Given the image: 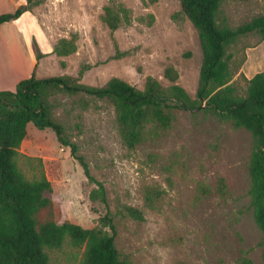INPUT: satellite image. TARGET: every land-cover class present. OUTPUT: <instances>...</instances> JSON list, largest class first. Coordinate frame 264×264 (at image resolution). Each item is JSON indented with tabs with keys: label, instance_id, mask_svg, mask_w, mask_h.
Wrapping results in <instances>:
<instances>
[{
	"label": "rangeland",
	"instance_id": "rangeland-1",
	"mask_svg": "<svg viewBox=\"0 0 264 264\" xmlns=\"http://www.w3.org/2000/svg\"><path fill=\"white\" fill-rule=\"evenodd\" d=\"M19 6L24 12L2 25L0 72L15 68L21 77L31 56L37 78L68 75L102 87L116 77L142 90L150 76L163 89L178 84L195 98L202 51L180 0H8L1 10ZM108 8L118 20L115 29L104 20ZM262 14L264 0H224L218 20L236 27ZM262 40L249 33L229 46L230 82L239 95L264 71V52L247 65ZM168 67L178 74L174 82L164 75ZM48 100L93 178L52 129L28 123L17 164L27 178L43 171L51 183L52 205L40 219L92 228L108 215L124 264L263 263L264 233L253 217L249 177L258 139L249 130L202 109H175L170 125L149 123L143 140L128 148L108 99L55 91ZM98 183L104 201L100 194L89 197ZM82 252L68 242L47 249L50 264H79Z\"/></svg>",
	"mask_w": 264,
	"mask_h": 264
},
{
	"label": "trees",
	"instance_id": "trees-1",
	"mask_svg": "<svg viewBox=\"0 0 264 264\" xmlns=\"http://www.w3.org/2000/svg\"><path fill=\"white\" fill-rule=\"evenodd\" d=\"M224 0H180L182 12L196 28L202 51L199 82L195 98L178 84L163 89L159 82L147 77L142 90L113 77L102 87L76 82L68 75L37 78L34 71L20 79L15 90H0V264H50L48 250L59 249L66 242L83 247L79 264H124L115 246V225L108 215L100 218V225L84 228L76 223H57L51 216L40 219L41 210L50 209L52 186L43 171L29 179L19 169L17 156L26 126L52 129L63 146L80 163L86 177L92 180L84 157L69 141L62 125L51 116L48 100L55 91L84 92L108 99L116 111L118 127L124 143L134 148L144 138L146 125H170L175 109H202L228 118L235 127L249 130L258 139V148L249 165L253 217L264 233V71L248 79L245 95L236 93L231 84V46L240 36L257 33L264 39V14L253 17L236 27L218 20ZM25 8L0 14V25L17 19ZM110 28L118 26L111 9L104 17ZM224 22V21H223ZM165 77L174 82L178 74L168 67ZM91 191L94 200L100 194L105 200L103 186ZM109 229L111 234L109 233ZM264 264V249L262 252ZM242 264H253L244 259Z\"/></svg>",
	"mask_w": 264,
	"mask_h": 264
},
{
	"label": "crops",
	"instance_id": "crops-1",
	"mask_svg": "<svg viewBox=\"0 0 264 264\" xmlns=\"http://www.w3.org/2000/svg\"><path fill=\"white\" fill-rule=\"evenodd\" d=\"M8 0H0V14L1 13H4L3 11L4 10H1L3 9L2 6H3V3L6 2ZM2 4V6H1ZM16 20V19H15ZM12 21L14 20H11V21H8L9 23L5 25L4 28H6L7 26H9L11 23H13ZM11 22V23H10ZM6 23V22H5ZM4 24V23H3ZM3 24L0 25V34H2V30L4 29L3 28ZM251 51H249V55L250 57L248 58L247 60V65L251 62V56L254 57V59L252 61L255 62V64L258 63V60H259V57L261 56H258L259 53H262L264 52V39L262 40V42L255 46L254 48H251L250 49ZM31 58V64H30V67H29V72L27 73H24L21 77L18 76V73L17 71L15 70V68L13 69H9V70H4L3 72H0V82L3 84V87L0 86V90H8V89H5V88H13V86L15 87L16 86V83L20 80V79H23V78H26V77H29L31 75V73L33 72L34 70V60L32 59V57L30 56ZM31 71V73H30ZM5 74V78H6V82H2L3 81V76ZM2 80V81H1ZM6 85V86H5ZM11 88V89H12Z\"/></svg>",
	"mask_w": 264,
	"mask_h": 264
}]
</instances>
